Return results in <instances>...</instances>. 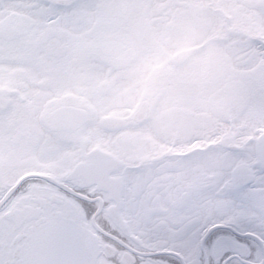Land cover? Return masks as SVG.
<instances>
[{
	"label": "snow or ice",
	"instance_id": "6c2138e0",
	"mask_svg": "<svg viewBox=\"0 0 264 264\" xmlns=\"http://www.w3.org/2000/svg\"><path fill=\"white\" fill-rule=\"evenodd\" d=\"M0 264H264V0H0Z\"/></svg>",
	"mask_w": 264,
	"mask_h": 264
}]
</instances>
